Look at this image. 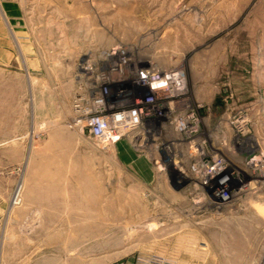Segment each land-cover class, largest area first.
<instances>
[{
  "label": "rangeland",
  "instance_id": "1",
  "mask_svg": "<svg viewBox=\"0 0 264 264\" xmlns=\"http://www.w3.org/2000/svg\"><path fill=\"white\" fill-rule=\"evenodd\" d=\"M0 57V264H264V0H0ZM144 69L182 92L115 145L74 128Z\"/></svg>",
  "mask_w": 264,
  "mask_h": 264
},
{
  "label": "built area",
  "instance_id": "2",
  "mask_svg": "<svg viewBox=\"0 0 264 264\" xmlns=\"http://www.w3.org/2000/svg\"><path fill=\"white\" fill-rule=\"evenodd\" d=\"M101 78L104 83H109L105 74ZM134 84L136 104L135 108L128 110H110L106 101L107 86L81 92L72 103L74 128L81 134H89L98 144L115 145L124 137L125 129L139 125L143 116L157 113L156 106L161 98L169 97L173 92H182L184 77L180 70L162 76L157 71L144 69L139 72ZM192 115L190 112L188 118L191 119ZM193 131V127L186 129L189 136Z\"/></svg>",
  "mask_w": 264,
  "mask_h": 264
},
{
  "label": "bare ground",
  "instance_id": "3",
  "mask_svg": "<svg viewBox=\"0 0 264 264\" xmlns=\"http://www.w3.org/2000/svg\"><path fill=\"white\" fill-rule=\"evenodd\" d=\"M217 166H219V165L214 166L215 172H214L213 176L218 175L221 170H225V166L222 165V163L220 164V167H217ZM213 176L211 174L204 173L203 178H205L207 181L212 182ZM228 184H229V182L221 181V183H219V186L216 187L215 193L220 194V192H222L223 190H226V188L228 187Z\"/></svg>",
  "mask_w": 264,
  "mask_h": 264
},
{
  "label": "crops",
  "instance_id": "4",
  "mask_svg": "<svg viewBox=\"0 0 264 264\" xmlns=\"http://www.w3.org/2000/svg\"><path fill=\"white\" fill-rule=\"evenodd\" d=\"M1 58V57H0Z\"/></svg>",
  "mask_w": 264,
  "mask_h": 264
}]
</instances>
